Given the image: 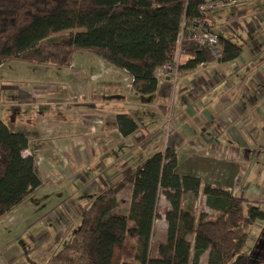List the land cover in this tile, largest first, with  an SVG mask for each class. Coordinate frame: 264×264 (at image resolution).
Masks as SVG:
<instances>
[{"label": "trees", "instance_id": "16d2710c", "mask_svg": "<svg viewBox=\"0 0 264 264\" xmlns=\"http://www.w3.org/2000/svg\"><path fill=\"white\" fill-rule=\"evenodd\" d=\"M201 2L0 0V65L17 59L62 68L81 50L124 70L131 78V89L149 95L157 90V70L171 59L179 33L178 72L240 55L241 45L220 35L216 46L193 40L192 26H213L211 13L198 10ZM60 33L67 35L59 41H46ZM115 119L123 136L137 129L129 113L117 114ZM28 146V134L0 117V219L42 185L35 156L24 154ZM205 161L217 172L214 181L197 172H181L173 148L154 151L85 207L78 228L44 264H113L117 247L128 237L136 239V262L122 260L119 264H199L206 251V264H249L243 249L251 226L264 221V209L257 201L233 193L241 163L218 158ZM126 183L131 184V202L126 211H116V194ZM201 187L215 214L201 213L191 223L189 211L180 205L182 194L195 197ZM160 193L170 208L164 214L166 238L152 256L151 235ZM189 235H194L192 241Z\"/></svg>", "mask_w": 264, "mask_h": 264}, {"label": "crops", "instance_id": "0c3cea01", "mask_svg": "<svg viewBox=\"0 0 264 264\" xmlns=\"http://www.w3.org/2000/svg\"><path fill=\"white\" fill-rule=\"evenodd\" d=\"M231 6L236 13L235 26H224L223 22L220 32L214 26L210 30L240 44L241 53L227 62L213 61L184 71L187 76L181 79L170 103L168 139L163 129L167 122L165 111L177 78L175 82L167 76L160 78L159 69L157 90L149 95L133 90L126 93L131 78L124 70L81 50L74 52L69 66L46 68L54 73L50 79H28L16 86V82L5 80L10 85L3 89H12L16 95L9 102L10 120L16 129L28 134L29 146L24 154L34 152L42 179L34 193L43 201L33 219L53 211L48 232L53 231L55 242L67 240L69 235H60L66 225L68 234L74 232L73 226L78 228L83 210L104 188L116 185L126 172L156 150L173 148L178 161L185 163L181 172H197L209 181H214L216 171L205 160L217 157L218 152L228 153L229 146L232 151L236 148L239 158L245 157V148L241 152L239 145L240 128L256 119L264 122V0H240ZM220 9L210 14L212 25L213 14ZM229 20L228 17L225 22ZM120 113H129L136 121L133 133L123 136L119 132L115 117ZM0 117H4L1 109ZM248 130L247 134L254 138L264 134L255 125ZM153 132L156 134L148 138ZM214 135L230 141L216 143ZM254 142L251 144L256 145ZM254 158L242 164L232 186L233 193L249 200L253 191L243 188L242 181L246 175L263 171L258 161L252 164ZM198 162L205 163V169L199 170ZM251 166L256 171H251ZM238 176L242 177L240 183ZM124 189L131 198V184L126 183L116 194L117 207L124 200L119 196ZM18 219L13 214L12 224ZM39 220L33 226H39L34 233H47ZM48 241L53 243L52 238H44L43 243Z\"/></svg>", "mask_w": 264, "mask_h": 264}, {"label": "rangeland", "instance_id": "374dc122", "mask_svg": "<svg viewBox=\"0 0 264 264\" xmlns=\"http://www.w3.org/2000/svg\"><path fill=\"white\" fill-rule=\"evenodd\" d=\"M232 10H233L232 6H227L220 9L215 14H213V19H214L213 26L215 31L220 32V25L223 22L224 23L222 25L224 26H227L228 24H229L228 26H230V23L232 25L234 24V22L237 19L236 20L234 19L236 13H234ZM228 17L231 18V20L225 22V19ZM233 30L235 31V29ZM66 35L67 33L54 34L48 37L46 41H59L62 40ZM2 65L3 66L0 67V109L3 110V114H4L2 120L5 123H12L13 121L11 122L10 120L12 119L11 118L12 114L10 113L9 102L10 99L15 98L16 95H14L12 89H3L4 85H10L8 84V81L5 80L10 79V81L16 82L13 84L14 86H16V85H20L21 83H23L25 80L28 79L30 80L38 79V81L43 79L44 80L50 79L52 78V75L54 73L50 69H46L50 67V65L48 64H35V63L30 64V63H25L24 61L11 60V61H5V63H3ZM184 71L186 70L179 71L177 80L174 83V85H172L171 96L168 101L169 102L168 106L172 102L176 90L179 88V83L181 82V79L187 76V73H185ZM45 75L49 77L45 78ZM215 75L219 76V74L217 73H215ZM159 76L160 78H163L161 75ZM130 92H132L131 87L127 89L126 93L129 94ZM171 111L172 110L170 105L168 109L165 111V116H166L165 121L167 122L165 127L163 128L167 132L166 133L167 139L171 134L169 130ZM6 115H8L9 117L8 119H6ZM253 125H255L256 130H262V131L264 130V122H262L260 119L247 122L244 124L243 127L240 128L241 131L246 132L243 135V133L240 131V140H239L241 152L243 148H245L246 150V151L244 150L245 152L244 158L242 157L239 158L236 153L238 151H236V148H234V150L232 151V146H229L231 147L230 148L231 150H229L228 153L218 152L216 155L217 157L215 158L224 159L230 162H239L243 165H246V163L250 160L252 156L253 158L255 157L252 164L258 161L257 165L263 168V171L260 174L252 173L250 174L249 177L246 175L245 178H247V180L244 178L243 181H242V177L238 176L237 181L239 183L242 181V187L249 189L248 192L251 190L253 191V195H251L250 198H252V200L254 201H257L261 205V208L264 209V134L261 135L262 137L260 138L257 137L254 138L253 136H249L247 134V132L249 131L248 129L251 128ZM153 133L154 135L156 134V132ZM214 140L216 143L222 140V142H224L225 144H227L230 141V139H228V141L225 142L223 141L222 137L219 136L216 137V135H214ZM253 140L255 141L254 143H256V145L251 144L253 143ZM256 146L258 148H256ZM30 153L33 154L34 152L29 150V154ZM259 153H261L262 157L259 156ZM181 165L182 167L185 165L184 161L182 160L179 162L180 170H181ZM196 166L199 170H203L205 169L204 167L206 165L205 163L198 162L196 163ZM249 168H247V170ZM251 171H256V168L251 166ZM126 191L127 190L124 189L123 191L120 192L119 196L124 197V200H122V202L119 204V206L121 207H116V211H126V209L129 207L132 198L129 197V193H127ZM35 194L36 193L27 197L12 212H10L9 214H7L6 216L0 219V264H44L45 261L52 254H54L62 246H64L70 235L73 233L70 232V234H68L69 228H67L68 225H66L64 228H62L60 235H66V234H67L66 236L69 235L67 240L63 239V240H59L58 242H55L56 240L52 235L53 231L49 230L48 232L50 225L48 219L51 215L54 214L53 211L52 212L49 211L45 213L49 215L41 214L40 217L43 215L41 218L37 217L33 219L37 215L38 213L37 211H40L39 210L40 207L38 206L39 203L43 201V199H41L39 195H35ZM248 196L250 195L248 194ZM180 205L182 208L189 211L191 217V223H195L198 219V216L201 213H205L208 217H212L215 214L214 210L208 207L205 202V197L202 195V187L200 188L199 192L195 195V197L188 194L186 195L184 193V196L181 198ZM169 208H170L169 202L167 201L165 196L160 193L159 200L157 203V209H156L157 217L154 219L153 232L151 235L150 255L152 256H155L157 254L158 245L161 242H163L166 238L167 222L164 219V214ZM41 213H43V210H41ZM13 214L18 215L19 219L17 220V222L12 224ZM37 219H40L39 224L44 226V230L47 233H44L43 231L37 234L36 232L34 233L35 229L39 227V226L33 227ZM75 228L76 226H73V231L77 229ZM49 237L52 238L53 243L49 241L48 243H43L44 238L50 239ZM132 238L128 237L127 240L124 242L123 246L117 247L115 257L113 258V264H119V262L122 260L128 262H136L134 258L136 245ZM189 239H191L192 241L194 239V235H189ZM243 254L246 256V258L249 259L248 260L249 264H264V221H257L251 226L249 239L247 241L245 248L243 249ZM207 258H208V251L205 252L200 257L199 264H206Z\"/></svg>", "mask_w": 264, "mask_h": 264}, {"label": "built area", "instance_id": "2783aa9c", "mask_svg": "<svg viewBox=\"0 0 264 264\" xmlns=\"http://www.w3.org/2000/svg\"><path fill=\"white\" fill-rule=\"evenodd\" d=\"M240 0H203L198 6V10L204 14L212 13L217 9H220L225 6L235 5ZM185 21H182L181 27L183 28ZM192 38L199 45H209L216 46L218 44V34L208 28H203L202 26H192L191 28ZM180 36L179 33L174 53L171 59L163 64L159 68V75L162 77L167 76L173 82H175L178 75V68L180 63ZM154 134L150 135L148 138H151ZM217 173V172H216Z\"/></svg>", "mask_w": 264, "mask_h": 264}, {"label": "water", "instance_id": "95a60500", "mask_svg": "<svg viewBox=\"0 0 264 264\" xmlns=\"http://www.w3.org/2000/svg\"><path fill=\"white\" fill-rule=\"evenodd\" d=\"M208 28V27H207Z\"/></svg>", "mask_w": 264, "mask_h": 264}]
</instances>
